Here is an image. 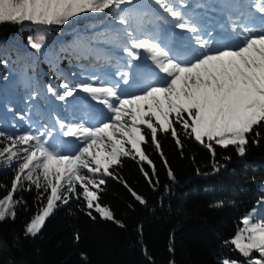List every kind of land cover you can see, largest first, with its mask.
I'll return each mask as SVG.
<instances>
[{"label":"trees","instance_id":"16d2710c","mask_svg":"<svg viewBox=\"0 0 264 264\" xmlns=\"http://www.w3.org/2000/svg\"><path fill=\"white\" fill-rule=\"evenodd\" d=\"M138 1L137 11L148 14L150 34L158 39L161 25L154 18L155 11H150L157 10L156 6L151 0ZM192 1L197 0H186ZM118 27L107 13H83L65 25L46 27L28 22L0 23V132L16 136L30 126H54L57 118L91 126L109 121V115L93 116L86 94L61 101L48 88L62 93L61 84L91 80L107 72L110 65L118 77L100 76L97 81H119L121 92L127 87L135 90L137 84L131 83L130 77L136 74L144 88L153 75L139 69L136 61L129 63L130 58L122 51V35L118 43L113 41ZM41 36L42 47L37 52L29 38L36 41ZM121 72L127 74V84L122 82ZM173 126L177 137L158 132L159 150L152 143L151 131L143 127L145 142L141 147L151 165L138 156L133 159L132 150V155L122 156L110 169L113 176L104 177L106 183L98 190V202L113 212L119 224L87 209L82 195L79 199L73 195L67 204L58 202L37 236L26 235V225L46 204L48 193L25 182L30 190L16 191L14 198L21 202L15 209V219L0 223V262L223 264L228 260L249 264L250 259H260L264 264L259 252L253 250L246 258L231 243L244 230L246 217L264 219V128L256 129L261 132L259 138L249 135L243 156L234 146L225 149L211 142L213 157L190 129L179 123ZM8 143L0 138V148ZM54 143L69 154L80 146L74 138L66 140L62 136H57ZM15 175L16 163L9 167L6 158L0 159V198L11 191ZM129 188L145 203L136 200ZM77 192L82 190L78 187Z\"/></svg>","mask_w":264,"mask_h":264},{"label":"snow or ice","instance_id":"6c2138e0","mask_svg":"<svg viewBox=\"0 0 264 264\" xmlns=\"http://www.w3.org/2000/svg\"><path fill=\"white\" fill-rule=\"evenodd\" d=\"M151 3L158 13L164 14L160 19L166 16V22L174 29L191 34L190 60L178 59L150 34L151 20L147 13L137 11L135 0H0V23L28 22L46 27L65 25L83 13H107L119 26L113 41L118 43L122 35V51L130 58L129 63L140 60L143 54L151 60L158 76V80L133 96L122 94L119 81L65 82L60 85L62 93L48 88L61 101L84 93L103 106L112 115L109 121L97 126L57 118L54 126H30L16 136L0 132V138L9 142L0 148V159L6 158L9 167L16 163L11 191L0 198V223L15 219V209L21 202L14 198L15 193L18 188L30 190L27 182L48 194L46 204L26 225V235L37 236L58 202L67 204L73 195L77 199L82 195L87 209H94L101 218L119 224L113 212L98 202V190L106 183L104 177L113 176L110 171L113 165H118L122 156L132 155V150L133 159L138 156L140 161L152 164L141 147L145 142L142 126L151 131L152 143L159 150L158 132H170L177 137L173 125L179 123L185 130L190 129V134L212 151L213 157L211 142L225 149L234 146L243 156L249 135L261 136L256 129L264 128V28L237 25L233 28L236 43L217 47L216 34L184 11L189 7L186 0H151ZM254 11L264 17V0H258ZM42 41V36L36 41L29 38L30 46L37 52ZM119 76L124 84L128 83L126 73ZM57 136L74 138L80 146L75 153L62 152L54 143ZM176 142L180 144L179 139ZM144 175L152 183L149 173L145 171ZM78 187L82 192H77ZM129 191L141 204L145 203L130 188ZM87 214L92 216L91 212ZM243 224L244 230L231 243L246 258L253 250L264 258V219L257 221L249 216ZM223 264L235 262L225 260ZM249 264H262V260L250 259Z\"/></svg>","mask_w":264,"mask_h":264},{"label":"rangeland","instance_id":"374dc122","mask_svg":"<svg viewBox=\"0 0 264 264\" xmlns=\"http://www.w3.org/2000/svg\"><path fill=\"white\" fill-rule=\"evenodd\" d=\"M142 0H139L138 2H139V4H140V2H141ZM205 1V2H204ZM239 2L237 3V4H233L234 6H231V3H230V5H227L226 7H227V9L228 10H231L232 9V7H235L236 8V10H237V13H238V15L240 16V14L242 13V14H244L245 16L246 15H248L249 14V16L251 15V14H253V15H255V14H258V13H256L255 11H254V5L256 4V3H258V0H238ZM229 2V1H228ZM217 3H218V1L217 0H197L196 2H188L187 4L191 7V10H193V8L196 6V5H198L201 9H204V6L202 5V4H204L205 5V7L206 8H208L207 9V11L205 12L206 14H202L201 15V20H199V19H196L197 21V23H199V24H201V26H207L206 25V21H204L205 19H206V16L208 15V14H211V16H212V18H217V14H215L214 13V15L212 14V12L211 11H213V12H216L217 11ZM222 6H223V4H222ZM150 11H155L154 12V18L156 19V21H157V23L159 24V25H161V33L158 35V39L157 40H159L165 47H167V48H169L171 51H172V54L174 55V56H176L178 59H180V60H182V61H187V60H190L191 59V56H190V52L189 51H187L186 53H180L179 51H177V50H175V48H174V46H173V44H170L169 42V38H168V36H167V34L166 35H163V33H164V31L165 30H163L164 28H166L170 23L169 22H166L167 21V17L165 16V18L164 19H162V20H158V15L159 16H161V15H164V14H162V13H158V10H156L155 8H152ZM196 11V10H195ZM237 15V14H236ZM237 15V16H238ZM256 16V15H255ZM237 25H239V26H241L242 27V25H241V23H236ZM214 26V25H213ZM213 26H212V28H213ZM249 26H252V24H249ZM169 27L170 28H172V30H174V28L173 27H171V25H169ZM163 30V31H162ZM178 32V31H177ZM215 33V32H214ZM175 33H173L172 34V36L174 35ZM179 34V33H178ZM166 36H167V39H166ZM175 36V35H174ZM173 36V37H174ZM191 36V35H190ZM190 38V37H189ZM228 39V38H227ZM168 43V44H167ZM189 44H190V40H189ZM187 45H188V42H187ZM225 45V43L224 44H222V45H220V47L221 46H224ZM189 47V46H188ZM188 49V48H187ZM136 63L139 65V66H144V68H141V67H139L138 66V68L139 69H143V70H145L146 71V73L147 74H151V75H153V80H158V76H157V72H156V69H155V67H154V65L152 64V62H151V60L150 59H148L145 55H142V57H141V59L140 60H137L136 61ZM100 76H104V77H107V76H112V77H114V78H116V77H118V74L117 73H115V71L113 70V69H111V65L108 67L107 66V72H103V73H98V75L96 76H93L92 77V79H95V78H99ZM136 76L137 75H133V74H131V77H130V82L131 83H133V82H137V78H136ZM138 77V76H137ZM139 78V77H138ZM152 79L151 80H148V83H150V82H152L153 81ZM148 83H146V85L148 84ZM141 85H143V84H139V85H136L135 86V90H131L132 88H130V87H127L126 89H125V91H123L122 92V94L123 95H125V96H133V95H136V94H140L141 93V91H142V89H143V86H141ZM145 85V86H146ZM144 86V87H145ZM97 106H98V104H96ZM104 115H109V117L111 118V113L110 112H108L107 110H105V114ZM143 127H145V126H142V128ZM67 139H72V138H67ZM131 146V145H130ZM26 233V232H25Z\"/></svg>","mask_w":264,"mask_h":264},{"label":"bare ground","instance_id":"6f19581e","mask_svg":"<svg viewBox=\"0 0 264 264\" xmlns=\"http://www.w3.org/2000/svg\"><path fill=\"white\" fill-rule=\"evenodd\" d=\"M192 2H195V1H192ZM201 14H202V12H201L200 10L195 11V13L189 12V15H190L191 17H193L194 19H199V20H201V18L199 17ZM227 17H229V18H230L233 22H235V23L238 22V23H241V25H246V23H245V19L247 18V16H244L243 18H238V19H236V18H235V15H234L233 13L228 12V13H227ZM235 19H236V20H235ZM258 23H259V22H258L256 19H253V24H252V26H255V27L258 29ZM213 24H215V22H211V24H209V25L212 27ZM219 24L223 25V21L220 20V21H219ZM209 25L205 27L206 30H210ZM222 33L225 34V35L228 34V36L231 35L230 32H228V30H227V31H226V30H223ZM254 34H258V33H254ZM225 35H224V36H225ZM215 38H216V41H217L216 46H220V45L224 44V42H223V38H218V37H216V36H215ZM225 44H227V42H225ZM184 49H186V47H185ZM186 51H189V48H188Z\"/></svg>","mask_w":264,"mask_h":264},{"label":"water","instance_id":"95a60500","mask_svg":"<svg viewBox=\"0 0 264 264\" xmlns=\"http://www.w3.org/2000/svg\"><path fill=\"white\" fill-rule=\"evenodd\" d=\"M0 264H3V262H0Z\"/></svg>","mask_w":264,"mask_h":264}]
</instances>
